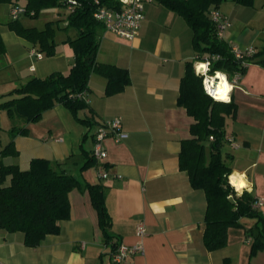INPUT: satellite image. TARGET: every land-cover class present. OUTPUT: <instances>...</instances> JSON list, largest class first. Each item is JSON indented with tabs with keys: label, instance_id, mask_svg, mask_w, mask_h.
I'll use <instances>...</instances> for the list:
<instances>
[{
	"label": "crops",
	"instance_id": "1",
	"mask_svg": "<svg viewBox=\"0 0 264 264\" xmlns=\"http://www.w3.org/2000/svg\"><path fill=\"white\" fill-rule=\"evenodd\" d=\"M17 1L0 3V36L5 45L0 56V96L4 101L30 79H43L53 72L66 74L74 64L73 50L64 41L74 39L75 30L58 40L55 35L54 56L43 54L37 59L30 55L37 49L7 26L10 6L14 2L20 5ZM219 11L230 21L224 42L241 49L252 47L256 53L264 50V0H254L249 7L226 1ZM66 26L64 23L61 29L67 33ZM98 40L96 62L127 70L130 85L106 97V80L95 74L90 77L86 101L95 123L91 128L77 122L62 104L44 112L36 123L21 121L17 126L26 128L27 134L14 138L18 155L2 158L5 165L15 164L25 171L32 159H46L77 177L81 188L69 193L70 216L60 223L59 234L45 237L38 247H26L20 232L0 230V264H264V250L249 260L251 238L245 231L252 220H242L243 229L228 231L225 248L210 252L204 247L205 195L192 189L187 174L179 170L180 142L192 138L190 126L194 123L177 106L185 63L195 56L186 21L154 1L145 5L133 40L105 30ZM262 61L264 54H258L231 90L237 112L234 120L226 118L225 136L236 146L225 141L221 151L231 159V175L245 181L242 191L262 201L257 210L264 215ZM2 114L0 111V151L10 142L12 128L7 119L2 121L8 118L6 112ZM83 114L89 117L91 113L85 110ZM116 118L121 119L126 138L120 142L107 138V158L81 170L92 156L97 128ZM102 172L107 178L100 177ZM86 183L104 188L112 241L135 245L140 241L137 225L145 226L143 255L112 262L111 245L105 243L97 211L83 186Z\"/></svg>",
	"mask_w": 264,
	"mask_h": 264
},
{
	"label": "trees",
	"instance_id": "2",
	"mask_svg": "<svg viewBox=\"0 0 264 264\" xmlns=\"http://www.w3.org/2000/svg\"><path fill=\"white\" fill-rule=\"evenodd\" d=\"M68 0H24L26 16L36 18L41 9H66ZM74 11L66 16L67 28L76 31L74 39L64 43L73 50L74 64L66 74L53 72L39 79L32 78L12 90L0 103V110L11 120L24 124L38 122L43 113L57 104L67 108L75 120L89 128L94 126L92 111L86 101L90 77L95 74L106 80L105 96L110 97L124 91L130 85L127 70L114 65L96 62L99 34L104 30L93 18L95 0H77ZM158 4L177 13L186 21L192 32L193 60L185 63L180 80L177 106L194 120L190 126L192 138L180 142L179 170L187 174L192 189L203 191L206 199L204 214V247L212 252L225 248L230 229H243L242 220H252L245 232L251 238L249 260L264 250V215L254 208L257 199L247 191L237 194L229 183L232 173L229 155H223L226 118L235 119L237 105L230 101H217L209 97L203 88V78L195 73V63L209 61V74L226 75L232 81L234 75L243 72L241 60L234 57L229 46L217 37L216 27L210 13L219 10L221 4L232 1L242 6H252L254 0H155ZM11 0H0V3ZM16 2V1H15ZM13 4H17V3ZM101 6L118 8L116 0H98ZM46 23L42 30L25 27L19 20L10 21L9 30L28 41L38 52L52 57L55 54V35L59 25ZM5 45L0 36V56ZM264 50L255 53L246 61L250 64ZM264 62V61H262ZM88 110L90 116L83 114ZM27 129L13 126L10 142L0 151V230L7 233L20 232L24 245L36 248L49 235L60 232V223L70 216L69 193L81 188L77 177L68 174L59 163L46 159H32L29 168L21 170L18 165H5L2 158L17 156L14 138L26 135ZM210 137L213 141H210ZM96 163L92 156L85 160L81 170ZM91 203L97 211L99 225L105 243L111 252L118 247L112 241L108 228L110 216L105 205L104 188L101 185L84 184ZM250 264V263H249Z\"/></svg>",
	"mask_w": 264,
	"mask_h": 264
},
{
	"label": "built area",
	"instance_id": "3",
	"mask_svg": "<svg viewBox=\"0 0 264 264\" xmlns=\"http://www.w3.org/2000/svg\"><path fill=\"white\" fill-rule=\"evenodd\" d=\"M116 1L119 5L118 8H107L101 6L98 0H95V10L93 12V18L103 25L105 31L112 33L118 37L133 40L140 28L141 22L143 21L145 5L152 3L155 0ZM66 5V10L68 11V13H71L78 5V1L68 0ZM25 14L26 9L23 5L11 4L9 10V17L11 21L19 20ZM210 18L216 27L217 37L219 39H223L225 31L230 26L228 17L223 15L219 10H213L210 13ZM231 52L236 59L241 60V67L243 69H246L249 65L246 59L256 53L255 49L252 47L241 49L236 46L231 47ZM30 55L36 57L37 59L43 58V54L36 50L31 51ZM202 63L204 65L203 68H199L197 65H195V73L203 78V88L205 93L213 100H216L215 95L213 94L214 91L210 90L209 88L214 77L209 74V61L205 60ZM31 70H33V67H31ZM241 76L242 73L238 72L234 75L232 81H228L225 75L227 81L232 85V88L238 83ZM230 95L231 91L229 92V98L226 102L230 101ZM107 138H111L115 142H120L121 140L126 138V134L122 130V121L120 118H116L112 121L102 124L97 128L93 136V147L91 153L96 162H102L107 158V150L104 145V142ZM224 140L231 143L233 147L236 146L230 137L224 136ZM210 141H213L212 137H210ZM107 176L108 175L106 172L100 173V177L103 179L107 178ZM233 189L237 194L241 193L237 191L235 187H233ZM261 205L262 201L258 200L255 203L254 208L257 209ZM136 236L140 239L137 244L132 246L119 244L116 250L111 252V260L113 263H120L129 257L144 254V248L141 239L146 236V229L142 223L137 225L136 227Z\"/></svg>",
	"mask_w": 264,
	"mask_h": 264
},
{
	"label": "rangeland",
	"instance_id": "4",
	"mask_svg": "<svg viewBox=\"0 0 264 264\" xmlns=\"http://www.w3.org/2000/svg\"><path fill=\"white\" fill-rule=\"evenodd\" d=\"M20 5H23L24 3H22V1H17ZM66 14V15H65ZM67 12L65 9L62 8H44L41 9L38 13V16L36 18H30L26 15L22 16L20 23L25 26V27H36L38 30H42L46 23L48 22H54L56 23V25L58 24L60 27L59 29L56 30L57 34H56V40H58L62 35H68L70 36V34H72V30H74L73 28H67V30L69 32H65L61 29V27H63L64 23L66 22V16H67ZM55 25V28H56ZM216 76V73L213 75ZM4 101V98L2 96H0V103ZM2 111V115H5V112ZM8 124H10L12 127L13 126H20L21 121L20 120H10L8 118L2 119V121L6 120ZM10 121V122H9ZM2 123V122H0ZM9 125V126H10ZM1 128V127H0ZM1 136H3V134H0V139ZM243 191H241L242 193Z\"/></svg>",
	"mask_w": 264,
	"mask_h": 264
},
{
	"label": "bare ground",
	"instance_id": "5",
	"mask_svg": "<svg viewBox=\"0 0 264 264\" xmlns=\"http://www.w3.org/2000/svg\"><path fill=\"white\" fill-rule=\"evenodd\" d=\"M199 68H203V63H197ZM219 74V75H218ZM210 90H213V94L215 95L216 100L218 101H227L229 98V92L232 90V85L227 81L226 77L222 73H217L216 76L213 77L212 83L209 86ZM231 185L236 186V190L239 191L246 187L245 181L242 177L232 174L230 178ZM239 191V192H241Z\"/></svg>",
	"mask_w": 264,
	"mask_h": 264
},
{
	"label": "clouds",
	"instance_id": "6",
	"mask_svg": "<svg viewBox=\"0 0 264 264\" xmlns=\"http://www.w3.org/2000/svg\"><path fill=\"white\" fill-rule=\"evenodd\" d=\"M219 75V74H218Z\"/></svg>",
	"mask_w": 264,
	"mask_h": 264
}]
</instances>
